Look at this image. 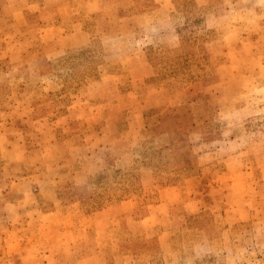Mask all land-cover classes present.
<instances>
[{"label": "rangeland", "instance_id": "1", "mask_svg": "<svg viewBox=\"0 0 264 264\" xmlns=\"http://www.w3.org/2000/svg\"><path fill=\"white\" fill-rule=\"evenodd\" d=\"M0 264H264V0H0Z\"/></svg>", "mask_w": 264, "mask_h": 264}]
</instances>
